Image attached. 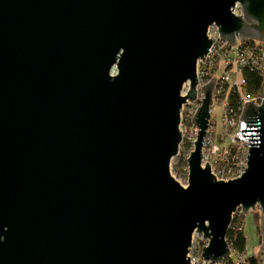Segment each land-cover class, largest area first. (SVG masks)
Returning a JSON list of instances; mask_svg holds the SVG:
<instances>
[{"label": "water", "instance_id": "water-1", "mask_svg": "<svg viewBox=\"0 0 264 264\" xmlns=\"http://www.w3.org/2000/svg\"><path fill=\"white\" fill-rule=\"evenodd\" d=\"M212 23L264 43V0H0V264H190L193 233L219 262L232 213L255 206L264 264V100L239 118L244 172L216 181L202 86L186 186L169 174Z\"/></svg>", "mask_w": 264, "mask_h": 264}, {"label": "built area", "instance_id": "built-area-1", "mask_svg": "<svg viewBox=\"0 0 264 264\" xmlns=\"http://www.w3.org/2000/svg\"><path fill=\"white\" fill-rule=\"evenodd\" d=\"M230 9L234 15L240 14V6L237 2ZM206 36L209 39L212 37L213 42L210 43L203 61L198 59L196 62L195 99L192 102L185 101L179 109L177 129L181 138L178 144V153L182 151L187 158L193 149L197 129L191 120L203 98L202 86L212 80L209 117L201 146V166L207 163L209 172L215 180L226 182L238 178L246 168V154L250 144L248 138H245L240 132L245 130L246 124L239 118L245 103L253 102L255 106H260L264 97L261 93L246 92L243 71L252 72L264 79V43H257L258 40L256 42L253 39H235L234 45L229 46L219 36L214 23L207 26ZM188 89L189 82L187 81L182 85L180 95L184 96ZM229 94L235 96V104H232L228 99ZM214 106L217 108L216 112ZM216 137L225 138L227 144L215 142ZM181 186L185 187L186 184ZM237 212L241 214L239 208L235 210V214ZM233 216L234 212L231 215L228 228L233 223ZM193 235L194 233L186 254L190 264H248V252L236 251L227 242V256L221 258L219 262H205L200 256L201 248H196ZM230 253L233 256H230Z\"/></svg>", "mask_w": 264, "mask_h": 264}, {"label": "rangeland", "instance_id": "rangeland-1", "mask_svg": "<svg viewBox=\"0 0 264 264\" xmlns=\"http://www.w3.org/2000/svg\"><path fill=\"white\" fill-rule=\"evenodd\" d=\"M214 109H215L214 111L216 112L217 108L215 106H214ZM215 142L217 143L224 142V144H227V140L221 137H216ZM183 160H184V164L182 162ZM169 174L175 181H177L181 185L184 186L187 183L186 156H185V153H182V151H179L177 156L173 157L170 160ZM259 216H260V213H259V209L257 206H255L253 210H249L246 214H238V212L235 214L234 212V216H233L234 217L233 223L239 222L238 224L239 229L242 230L243 235L246 238L245 252H248L249 255H253V256H256L257 251H258L257 250L258 244H257L256 238H257V232H258ZM201 239H202V235H197L196 233H194L193 240L196 243V248L198 249L204 247L207 243L205 240H201ZM230 256H233V254L230 253Z\"/></svg>", "mask_w": 264, "mask_h": 264}, {"label": "trees", "instance_id": "trees-1", "mask_svg": "<svg viewBox=\"0 0 264 264\" xmlns=\"http://www.w3.org/2000/svg\"><path fill=\"white\" fill-rule=\"evenodd\" d=\"M243 76L246 80V92L259 94L263 79L249 71H243ZM229 95L228 99L232 104H235V96ZM182 162L184 164V160ZM238 224L239 222H235L227 229L225 240L234 250L242 252L245 251L246 248V238L243 235L242 230L239 229ZM247 262L248 264H260L256 256L253 255L248 256Z\"/></svg>", "mask_w": 264, "mask_h": 264}, {"label": "flooded vegetation", "instance_id": "flooded-vegetation-1", "mask_svg": "<svg viewBox=\"0 0 264 264\" xmlns=\"http://www.w3.org/2000/svg\"><path fill=\"white\" fill-rule=\"evenodd\" d=\"M259 220H260V216H259V219H258V232H257V254H256V256H257V259H258V256L260 255V253H261V251H260V248H261V236H260V230H259ZM256 246V245H255ZM259 261V263H260V260H258Z\"/></svg>", "mask_w": 264, "mask_h": 264}]
</instances>
